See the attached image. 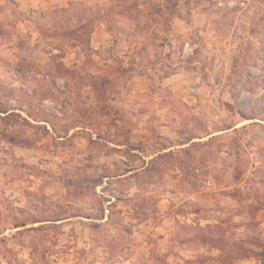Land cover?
I'll return each instance as SVG.
<instances>
[{"label":"rangeland","instance_id":"374dc122","mask_svg":"<svg viewBox=\"0 0 264 264\" xmlns=\"http://www.w3.org/2000/svg\"><path fill=\"white\" fill-rule=\"evenodd\" d=\"M263 244L264 0H0V264Z\"/></svg>","mask_w":264,"mask_h":264},{"label":"trees","instance_id":"16d2710c","mask_svg":"<svg viewBox=\"0 0 264 264\" xmlns=\"http://www.w3.org/2000/svg\"><path fill=\"white\" fill-rule=\"evenodd\" d=\"M65 10V9H64ZM81 21L79 20L78 22H77V26L79 27V26H81ZM74 32H76V29H74L73 30ZM241 115L245 118V119H251V118H257V115L254 113V112H252V114H250V115H246V114H244V113H241ZM191 141H192V139H191ZM207 228H210V229H220V226L219 225H207L206 226ZM211 232V231H210ZM210 232H208L207 234H202L203 236H202V238H203V242L204 243H206V244H208V245H212L213 247H216V248H222V245L220 244V243H218V240L217 239H215L214 237H212V236H210ZM237 248L238 249H240V252L238 253V255H237V257L238 258H241V257H246L247 256V252H250V251H252L251 249H247V248H245L243 245H241V244H238L237 245ZM263 248H264V244H263ZM259 256H260V259L262 260V262H263V264H264V249H263V251H261V252H256Z\"/></svg>","mask_w":264,"mask_h":264},{"label":"crops","instance_id":"0c3cea01","mask_svg":"<svg viewBox=\"0 0 264 264\" xmlns=\"http://www.w3.org/2000/svg\"><path fill=\"white\" fill-rule=\"evenodd\" d=\"M176 75H177V74H173L172 76L168 77L167 79H169V81L174 80L175 77H176ZM185 144H186V143H185ZM185 144H184V145H185ZM118 146H121V147H122L123 145H118ZM164 150H165V149H163V150H161V151H158L155 155H159L160 153H164V152H163ZM138 171H139V168H138V169L129 170V171H127L126 173H123V174H121V175L118 176V177H121V178L130 177L131 175H134V174L138 173ZM204 199H205V195L202 194V193H199V194L196 196V198H195V200L197 201V204H198L199 207H201V208L207 206V204H205V202H204ZM110 202H111V201H109V203H110Z\"/></svg>","mask_w":264,"mask_h":264},{"label":"built area","instance_id":"2783aa9c","mask_svg":"<svg viewBox=\"0 0 264 264\" xmlns=\"http://www.w3.org/2000/svg\"><path fill=\"white\" fill-rule=\"evenodd\" d=\"M243 3H244V2H243ZM189 50H192V47H191L190 42L187 41V42H185V45H184V53H183V55H182L183 58L187 55V52H188ZM108 186H110V178L105 177V178L103 179L102 183L100 184V187H101L102 189H104V188H106V187H108ZM102 193L105 194L104 191H103Z\"/></svg>","mask_w":264,"mask_h":264}]
</instances>
